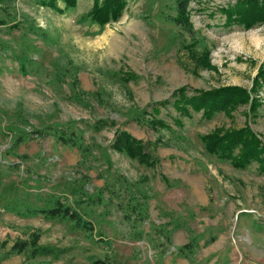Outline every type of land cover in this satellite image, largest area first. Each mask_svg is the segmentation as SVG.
Instances as JSON below:
<instances>
[{
  "label": "rangeland",
  "instance_id": "obj_1",
  "mask_svg": "<svg viewBox=\"0 0 264 264\" xmlns=\"http://www.w3.org/2000/svg\"><path fill=\"white\" fill-rule=\"evenodd\" d=\"M234 2L190 3L189 21L195 32L191 36L156 19L160 13L173 16V0H126L120 17L98 35L92 34L96 26L77 23L92 0H76L73 8L58 12L41 7L37 0L0 3V19L8 22L0 25V44L20 40L19 31L8 29L14 22L34 24L57 42L45 46L33 41L37 48L33 58L40 68L52 73L57 67L66 83L75 74L78 88L91 95L84 106L71 102L66 83L50 84L46 75H21L16 63L0 54V205L21 193L31 203L33 194L66 196L74 180L91 193L116 176L129 182L144 177L143 189L150 199L147 219L140 225L143 233L171 220L185 222L171 233L167 245L162 240L158 241L162 245L144 238L131 241L123 237L126 226L116 210L106 215L96 207L92 241H87L69 223L17 218L0 209V264H90V259L113 264H189L174 256V248L193 235L203 238L191 257L195 264H264V153L260 162L236 169L207 154L199 140L215 130L247 127L264 146V83L257 79L264 62V23L246 30L223 25L217 9ZM181 87L187 96L197 90L236 87L248 92V99L209 120L191 110L189 116H178L170 105L159 108L158 114L150 113V104L173 100V92ZM143 109L146 122L155 116L166 128L151 129L133 119ZM175 117L179 125L171 120ZM99 119L109 125L99 131L85 127L86 122ZM11 122L28 131L78 128L94 160L83 171L76 166L79 157L74 148L46 136L21 145L17 152L28 160L7 171L6 165L18 163L6 152ZM116 130L150 144L148 152L155 164L147 168L110 149ZM30 232H37V244L52 249L54 255L4 257L15 238L25 239ZM100 235L110 241L109 249L98 243ZM207 239L211 243L203 246Z\"/></svg>",
  "mask_w": 264,
  "mask_h": 264
},
{
  "label": "trees",
  "instance_id": "obj_2",
  "mask_svg": "<svg viewBox=\"0 0 264 264\" xmlns=\"http://www.w3.org/2000/svg\"><path fill=\"white\" fill-rule=\"evenodd\" d=\"M12 0H0V3ZM201 0H173V16H164L158 14L157 20L162 19L166 22L178 26L183 32L194 35L195 32L189 21L190 3L199 2ZM41 7L58 12L60 10H68L74 7L76 0H37ZM59 4H62L60 9ZM126 4V0H92L90 9L82 14L78 19V24L94 25L97 30L93 35H98L106 24L116 21L122 14V10ZM218 12L224 19L223 25L237 26L243 29H249L256 23H264V0H235L233 4L225 7H219ZM8 22L0 19V25H7ZM9 31H19L20 40L11 44H0V54L9 58L16 63V72L21 75L49 77L48 82H64V77L60 75L57 67L54 72H48L40 68L35 61L34 54L37 51L34 40L40 41L45 46H53L57 42L49 36L41 28L34 24L23 25L21 22H14L8 26ZM32 37V38H31ZM23 38V39H22ZM30 40L31 42H26ZM25 55L20 58L17 55ZM257 79H261L264 83V62L257 72ZM131 78V76H130ZM68 89L67 99L78 105L84 106L87 97L86 92L78 88V82L75 74L71 76L70 81L66 83ZM254 88L250 89L253 93ZM171 101H159L150 104V113L158 114L159 108L165 109L170 105L171 109L178 116H189V110L200 112L204 120H209L215 113L227 112L234 105L244 103L248 99V92L236 87L218 88L215 90L192 92L191 95L186 94L185 87L176 89ZM90 99V98H89ZM251 107L255 104L254 99ZM147 112L143 109L133 117L137 122H144L149 128L155 127L166 128L164 122L153 116L147 122L144 120ZM0 115H3L2 113ZM173 123L180 124L178 118L171 119ZM110 124H113L110 122ZM107 120L99 119L86 122L85 127L93 131H99L106 127ZM9 146L6 152L18 160V163H12L5 166L7 171L18 168V164H22L28 160L26 154L17 152L21 145H24L33 138H41L50 136L55 142L68 148H74L78 152L79 160L77 167L88 171L90 161L94 160L92 156V148L82 141V131L70 125L64 127H48L47 129L28 131L25 127L21 128L10 123L8 128ZM115 136L110 144V149L122 154L129 160H134L139 165L150 168L155 164V160L151 157L149 145L133 138L124 130H116ZM204 151L215 157L219 162H229L236 169L246 168L252 161L260 162V155L264 153V146L260 145L259 140L247 128L243 127L237 130H229L219 132L215 130L207 135L199 138ZM148 147V148H147ZM81 172H79L80 174ZM84 183H88L87 176H81ZM69 185L68 195L62 196L58 194H33V202L26 200L25 194H16L12 199L5 201L0 205V209L7 214H11L17 218L28 219L40 217L44 220H55L59 222L69 223L75 230L82 231L87 241H92L93 224L91 219L94 216V208L100 207L101 212L109 214L111 210H116L126 226V232L123 237L131 241H139L145 239L148 242L155 241L156 245H162L158 242L162 240L165 245L170 243L171 233L183 227L184 221L171 220L166 225L150 228V232L146 235L143 233L140 225L147 219V201L150 199L143 184L146 178L142 177L134 182H129L123 177L113 178L111 183L104 182L100 188L94 189L91 193L82 184H78L77 180ZM70 198V200L68 199ZM188 216L192 217V213L188 212ZM171 225L170 229L165 226ZM155 238L156 240H152ZM39 234L37 232L28 233L25 239L15 238L4 257L27 254L30 258L36 256H53L54 251L48 247H42L37 244ZM202 236H190L187 241L174 248V256L192 262L191 257L199 247ZM100 243L105 248H110V241L100 238ZM212 239L203 242V246L211 243ZM90 264H113L110 260L90 259Z\"/></svg>",
  "mask_w": 264,
  "mask_h": 264
}]
</instances>
